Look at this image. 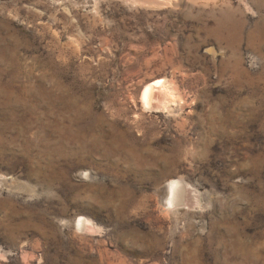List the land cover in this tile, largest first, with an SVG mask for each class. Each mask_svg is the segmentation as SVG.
<instances>
[{
	"label": "rangeland",
	"instance_id": "1",
	"mask_svg": "<svg viewBox=\"0 0 264 264\" xmlns=\"http://www.w3.org/2000/svg\"><path fill=\"white\" fill-rule=\"evenodd\" d=\"M0 264H264V0H0Z\"/></svg>",
	"mask_w": 264,
	"mask_h": 264
},
{
	"label": "bare ground",
	"instance_id": "2",
	"mask_svg": "<svg viewBox=\"0 0 264 264\" xmlns=\"http://www.w3.org/2000/svg\"><path fill=\"white\" fill-rule=\"evenodd\" d=\"M154 89V88H153ZM152 89L151 86H148L142 95V102L144 103V106H148L150 104V101H152L153 97H154V90ZM153 102V101H152ZM151 102V103H152ZM180 192H183V186L181 185L180 182L178 181H172L170 184V197H169V204L170 205H174L176 204V196L177 193L180 194ZM183 194H181L182 196ZM180 196V195H179ZM180 196V197H181ZM184 197V196H183ZM182 203V202H181ZM77 226L82 230L84 228H88V224L87 221L83 218H80L77 222Z\"/></svg>",
	"mask_w": 264,
	"mask_h": 264
}]
</instances>
